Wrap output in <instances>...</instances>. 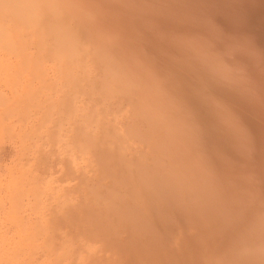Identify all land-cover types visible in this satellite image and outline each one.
<instances>
[{"label": "clouds", "instance_id": "9594fccd", "mask_svg": "<svg viewBox=\"0 0 264 264\" xmlns=\"http://www.w3.org/2000/svg\"><path fill=\"white\" fill-rule=\"evenodd\" d=\"M0 264H264V0H0Z\"/></svg>", "mask_w": 264, "mask_h": 264}]
</instances>
